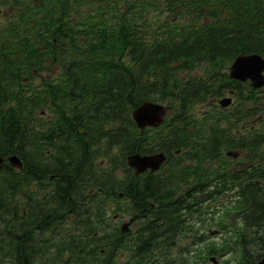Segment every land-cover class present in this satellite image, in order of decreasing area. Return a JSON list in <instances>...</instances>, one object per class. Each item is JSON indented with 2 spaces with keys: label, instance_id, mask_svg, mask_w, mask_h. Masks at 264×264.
Returning a JSON list of instances; mask_svg holds the SVG:
<instances>
[{
  "label": "trees",
  "instance_id": "trees-1",
  "mask_svg": "<svg viewBox=\"0 0 264 264\" xmlns=\"http://www.w3.org/2000/svg\"><path fill=\"white\" fill-rule=\"evenodd\" d=\"M163 3L165 18L155 28L139 24V12L113 23L104 14L99 21L85 16L79 28L52 4L34 16L25 13L20 31L0 28V155L15 152L25 162L20 177L9 164L0 168V263L121 264L123 253L129 259L124 264L203 263L199 245L206 236L200 231L208 222L188 201L190 191L176 199L174 185L160 186L152 174L149 183L136 177L125 157L163 148L171 157L168 166L180 168L174 175L184 187L204 161L209 172L226 167L223 148L237 147L223 122L228 115L217 108V118L209 112L187 119L194 104L207 103L231 84L244 97L243 85L229 81L225 71L239 54L264 55V0ZM46 61L63 67V79L40 87L26 82ZM203 66L213 75L206 87L180 85L182 72ZM247 90L246 99H254L253 88ZM151 98L184 110L166 135L147 134L132 120L133 109ZM47 110L54 115L50 121L41 116ZM241 117L231 126L246 119ZM25 122L55 129V140L42 136L50 143L47 158L38 156L33 145L39 142L28 137ZM196 160L198 169H189ZM118 172L129 173L126 182ZM220 172L214 169L211 176ZM50 174L63 182H43ZM232 176L239 188L236 220L221 224L211 218L231 237L206 251L224 250L238 264H255L264 253V187H254L250 167ZM258 178L264 180V170ZM152 200L157 206L151 209ZM143 209H156L155 219L146 221ZM128 213L144 221L126 240L114 216ZM46 230L53 232L48 238Z\"/></svg>",
  "mask_w": 264,
  "mask_h": 264
},
{
  "label": "water",
  "instance_id": "water-1",
  "mask_svg": "<svg viewBox=\"0 0 264 264\" xmlns=\"http://www.w3.org/2000/svg\"><path fill=\"white\" fill-rule=\"evenodd\" d=\"M264 69V60L258 56L250 55L239 56L236 62L231 67V76L240 79H251L253 84L256 86L262 85L261 81V72ZM164 113V109L161 106H156L151 103H146L145 105L139 107L134 112V119L142 127L147 125H158L161 117ZM164 157L158 156H149L141 157L131 156L129 158V163L132 167L137 169L138 172L145 171L148 167L156 169ZM259 264H264V259L259 262Z\"/></svg>",
  "mask_w": 264,
  "mask_h": 264
},
{
  "label": "rangeland",
  "instance_id": "rangeland-1",
  "mask_svg": "<svg viewBox=\"0 0 264 264\" xmlns=\"http://www.w3.org/2000/svg\"><path fill=\"white\" fill-rule=\"evenodd\" d=\"M44 75L46 76L47 72H44ZM128 220H129V217L127 216V217H125V219L122 220V223L125 222V221H128ZM208 264H213V263H208Z\"/></svg>",
  "mask_w": 264,
  "mask_h": 264
}]
</instances>
